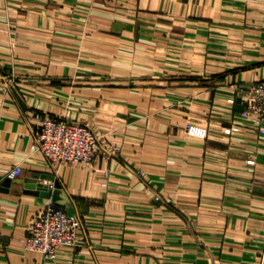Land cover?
Instances as JSON below:
<instances>
[{
  "label": "crops",
  "instance_id": "1",
  "mask_svg": "<svg viewBox=\"0 0 264 264\" xmlns=\"http://www.w3.org/2000/svg\"><path fill=\"white\" fill-rule=\"evenodd\" d=\"M262 79L264 0H0V264H264V134L236 108ZM45 114L91 127L93 161L32 151ZM34 173L81 219L54 257L23 245Z\"/></svg>",
  "mask_w": 264,
  "mask_h": 264
},
{
  "label": "built area",
  "instance_id": "2",
  "mask_svg": "<svg viewBox=\"0 0 264 264\" xmlns=\"http://www.w3.org/2000/svg\"><path fill=\"white\" fill-rule=\"evenodd\" d=\"M242 109L237 117L248 120L264 134V79L236 88ZM188 131L206 135V129L187 125ZM32 151L40 152L53 165L59 162H91L100 148L102 138L88 125L75 120L43 115L31 129ZM116 152L119 146L108 147ZM6 176L14 179L22 172V166L4 169ZM106 173V171L104 172ZM104 184V182H103ZM53 187V182H48ZM81 227L80 217L63 206L47 204L32 218L23 239L25 249L36 250L46 257H54L63 246L76 244Z\"/></svg>",
  "mask_w": 264,
  "mask_h": 264
},
{
  "label": "water",
  "instance_id": "3",
  "mask_svg": "<svg viewBox=\"0 0 264 264\" xmlns=\"http://www.w3.org/2000/svg\"><path fill=\"white\" fill-rule=\"evenodd\" d=\"M240 98H237L236 108L242 109V105L239 103ZM49 178L53 180V188L48 187L47 184H43L40 179ZM23 191L25 193L39 195L42 197L49 198L54 205L62 206L68 200L67 196L64 195V190L60 182L54 178V176H48L44 174L34 173L30 177H26L23 180ZM11 179L7 178L2 182V185L9 186ZM7 189V188H6ZM5 189V190H6Z\"/></svg>",
  "mask_w": 264,
  "mask_h": 264
},
{
  "label": "bare ground",
  "instance_id": "4",
  "mask_svg": "<svg viewBox=\"0 0 264 264\" xmlns=\"http://www.w3.org/2000/svg\"><path fill=\"white\" fill-rule=\"evenodd\" d=\"M238 113V112H237Z\"/></svg>",
  "mask_w": 264,
  "mask_h": 264
}]
</instances>
